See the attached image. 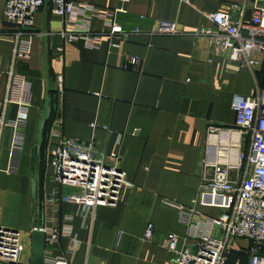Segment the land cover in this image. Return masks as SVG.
<instances>
[{
	"label": "crops",
	"instance_id": "1",
	"mask_svg": "<svg viewBox=\"0 0 264 264\" xmlns=\"http://www.w3.org/2000/svg\"><path fill=\"white\" fill-rule=\"evenodd\" d=\"M79 1L113 13V19L127 33L119 47L109 46L106 36L95 48L86 47L80 39L61 40L58 31L62 23L46 2L33 17L29 57L12 64V29L3 16L0 0V99L5 94L9 69L22 77L28 89L24 122L19 127L22 144L15 157L10 155L12 127L6 125L1 135L0 226L27 235L40 221L43 197L55 188L43 150L36 211L29 193L30 179L38 173V143L33 141L50 88L55 90L54 117H61V134L91 141L96 150L118 155L126 179L136 186L125 191L115 205L98 206L92 216L82 215L74 202L61 201L56 216L70 215L71 229L69 235L59 237L53 253L68 255L70 264H168L169 254L162 245L165 235L175 233L178 248L190 245L192 237L188 232L191 228L179 223L177 211L162 200L183 207L193 205L203 176L210 174L209 167L201 166L207 126L233 125V95L264 88V55L260 67L248 69L224 54H214L205 33L213 24L203 13L236 5L242 9L233 10L232 15L248 17L256 3ZM156 21L173 22L178 32L149 33ZM90 27L93 31L105 29L97 19ZM126 57L136 58V66L126 64ZM15 112L16 103H9L6 118H14ZM48 131L43 149L55 140ZM67 190L63 188L62 192ZM193 207L204 216L218 213L215 207ZM192 218L200 219L196 215ZM147 222L153 225V232L150 240L144 241ZM209 228L205 225L200 231ZM209 230L216 234L213 227ZM71 238L75 240L72 253ZM237 241L242 239L231 241L226 264L246 262L248 243L238 245Z\"/></svg>",
	"mask_w": 264,
	"mask_h": 264
},
{
	"label": "built area",
	"instance_id": "2",
	"mask_svg": "<svg viewBox=\"0 0 264 264\" xmlns=\"http://www.w3.org/2000/svg\"><path fill=\"white\" fill-rule=\"evenodd\" d=\"M188 3V0H177ZM57 16L62 27L58 31L61 40L77 39L89 48L99 45L103 36L111 47H119L126 37L113 13L79 0H3V16L12 29L13 47L11 63L29 57L31 27L35 12L44 4ZM264 2V0H263ZM256 4L248 17L232 15L241 6L225 5L212 13H203L213 28L205 31L210 37L212 52L224 54L230 61L248 69L261 66L264 55V3ZM99 20L105 29L93 31L90 23ZM173 22L156 21L149 33L174 34ZM57 50H61L60 47ZM126 64L136 66L137 59L126 57ZM8 80L4 97L0 99V141L3 128L12 127L10 155L15 157L22 144L19 127L24 122L27 109V85L21 76L7 72ZM59 91L60 78H56ZM16 103L14 118L5 116L6 106ZM231 109L233 125L206 128V152L201 161L210 174L204 175L192 200L193 205L215 207L213 216L201 215L190 207H183L172 200L162 203L177 211V221L185 225L190 245L178 248L175 233H167L163 247L169 254L168 264H226L231 241L242 239L247 244L245 264H264V256L258 254L264 246V88L254 87L246 95H233ZM48 134L55 140L44 149V160L51 167L50 178L55 188L43 197L39 222L28 234L0 226V264H29V234L33 230L43 233L42 264H70L68 255H56L53 247L59 237L69 235L68 214L56 216L59 203L71 201L80 206L82 215L92 216L98 206H113L121 201L123 193L136 188L125 177L119 165L118 155L96 150L91 141H79L61 134V117L52 120ZM246 139V140H245ZM245 140V141H244ZM245 142V144H244ZM1 143V142H0ZM68 190L63 193L62 189ZM200 217L193 220L192 216ZM207 225L216 230L201 232ZM153 232L150 222L145 224L142 239L148 241ZM71 240V250L75 240ZM234 264H239L237 261Z\"/></svg>",
	"mask_w": 264,
	"mask_h": 264
},
{
	"label": "water",
	"instance_id": "3",
	"mask_svg": "<svg viewBox=\"0 0 264 264\" xmlns=\"http://www.w3.org/2000/svg\"><path fill=\"white\" fill-rule=\"evenodd\" d=\"M256 4H261L263 0H252ZM46 108L43 118L37 123L35 134H34V143L39 142V135L43 121L48 118L49 115V95L46 96ZM38 159L39 153H36ZM29 193L32 201L35 202L36 206L39 205V179L38 173L31 177L29 182ZM38 218V212H37ZM37 224V223H36ZM43 233L39 230H33L29 234V264H42L43 256Z\"/></svg>",
	"mask_w": 264,
	"mask_h": 264
},
{
	"label": "trees",
	"instance_id": "4",
	"mask_svg": "<svg viewBox=\"0 0 264 264\" xmlns=\"http://www.w3.org/2000/svg\"><path fill=\"white\" fill-rule=\"evenodd\" d=\"M48 95H49V115H48V118L46 120L43 121V124L41 126V130H40V135H39V142L38 144L36 145L38 148V153H39V157L37 159V163H38V173H39V181H40V173H41V166H42V162H43V148H44V145H45V140H46V137H47V131H48V127H49V124L51 122V120L53 119L54 117V108H53V104H54V101H55V90H52V89H48ZM246 140V139H245ZM244 140V141H245ZM245 144V142H244ZM34 209L37 211L38 207L34 204ZM264 250V246L260 249V251L258 252V254L262 255V251Z\"/></svg>",
	"mask_w": 264,
	"mask_h": 264
},
{
	"label": "rangeland",
	"instance_id": "5",
	"mask_svg": "<svg viewBox=\"0 0 264 264\" xmlns=\"http://www.w3.org/2000/svg\"><path fill=\"white\" fill-rule=\"evenodd\" d=\"M33 207H34V204H33ZM33 218H34V212H33ZM242 241H244V240H242ZM242 241H240V242L237 241V244H238V245H242V244H244V242H242ZM241 242H242V243H241ZM262 255L264 256V250L262 251Z\"/></svg>",
	"mask_w": 264,
	"mask_h": 264
}]
</instances>
